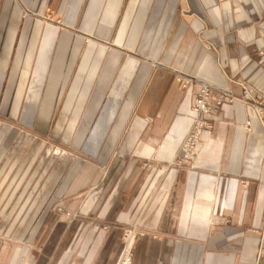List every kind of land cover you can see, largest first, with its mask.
<instances>
[{
	"label": "crops",
	"instance_id": "0c3cea01",
	"mask_svg": "<svg viewBox=\"0 0 264 264\" xmlns=\"http://www.w3.org/2000/svg\"><path fill=\"white\" fill-rule=\"evenodd\" d=\"M42 5L60 9L61 28L22 19L11 0L0 8V113L15 112L45 136L57 113L55 134L78 106L63 142L81 154L44 155L23 184H0L21 191L0 216V264H116L121 229L135 223L156 238L134 241L131 264H253L260 241L264 248V133L253 110L221 107L192 168L169 165L181 155L199 83L236 95L231 82L243 83L264 100V63L255 56L264 46V0ZM177 73L197 84L182 93ZM56 206L77 219H55ZM95 223L109 231H90Z\"/></svg>",
	"mask_w": 264,
	"mask_h": 264
},
{
	"label": "rangeland",
	"instance_id": "374dc122",
	"mask_svg": "<svg viewBox=\"0 0 264 264\" xmlns=\"http://www.w3.org/2000/svg\"><path fill=\"white\" fill-rule=\"evenodd\" d=\"M42 2L43 0H39L38 4L36 5V7H33L32 4L30 5V3H27L26 1L23 0H11L12 3V8H16L17 10L20 11L21 14V18L22 19H26V18H30L32 20H38L44 24H51L54 26H57L59 28L62 27V23H61V19H62V12L60 11V9L56 10L55 9H51L49 7L48 10H44L42 9ZM4 0H2L0 8L2 10V6H3ZM0 10V18H2V13ZM105 19L109 20V18L107 17V13L105 15ZM250 33L253 36L257 35V31L256 29H250ZM85 38V37H84ZM90 41V39L88 40ZM86 41V43L88 42ZM105 47L110 49H113V47L111 46V44L106 45ZM96 50V49H94ZM257 51V50H256ZM94 52V51H93ZM92 52V53H93ZM92 53L90 54L89 58L91 57ZM97 53H95V57H96ZM210 56L214 59L217 58V53L216 52H212L210 54ZM255 56L257 57V52H255ZM182 74V73H180ZM183 75V74H182ZM177 76V75H176ZM185 76V75H184ZM188 77V76H186ZM191 80V84L190 86L187 87V89H189L192 86H195L197 84V81L192 79L191 77H188ZM175 81L178 85V88L180 91H182V93H185L186 90H184L180 83L177 82L176 77H175ZM232 84H236L237 87L240 90L239 95L234 94L231 90H228L231 94H232V100L231 103H226V105H221V106H215L214 110L210 111L209 114H207V117L205 116H199V122L204 123V124H212V130L210 131V137H212L213 135V131H214V126L216 124V120L215 117L219 115L220 111H221V107L223 106H232L234 105L236 102H240L245 108H251V110L254 109L248 105L245 104L244 102L240 101V96H241V92H242V87L246 88V85H244L243 83H233V81L231 82ZM202 85V83H199V88ZM209 86H211L213 89H223L221 87H218L216 85L213 84H209ZM198 88V89H199ZM86 87L83 89V92H85ZM196 90L194 97L192 98V104H191V108H194L195 106V99H196V94L197 91ZM250 93V95L252 96V92L247 89ZM83 92L81 93V97L78 100V105L80 104V100L82 98ZM74 96V95H73ZM212 101L214 103H216V94L213 97ZM257 101L262 102V104L264 105V100L263 99H258ZM212 102V103H213ZM77 108L78 106H76L74 112H65V118L63 120V124H62V128L59 131L58 134H55V130L57 128V117L59 116V114L61 113H57L56 117L53 121L52 127L50 129V132L45 135L42 136L41 134L36 132V128H32V127H26L23 124L20 123L19 118L17 117L16 119L18 120H14V116H15V112H10V114L6 113H0V154L2 153L3 155H7L6 159L4 161L1 162L0 165V184L2 183V185L11 182V180L13 181V183L17 182L19 184H23L24 181V175L25 172L27 171V169L30 166V163L33 161L35 167L32 168L31 170V174L34 173V170L37 166V164L39 162H41V157L46 155L47 157H52L54 155H80L81 152L80 150H76L72 147V145L70 144H66L63 141H67L71 135V131L74 125V121L77 115ZM70 114V115H69ZM255 115V114H254ZM69 116V117H68ZM257 118V116H255ZM148 122H151V120H148ZM248 122V121H246ZM249 123V122H248ZM245 126V124H244ZM15 131V134H13L11 131ZM204 133H202L203 135ZM202 135H201V141H202ZM61 136V137H60ZM183 141V140H182ZM181 141V143H182ZM180 143V145H181ZM202 146H203V141H202ZM191 148H194L195 144L194 142H190ZM202 150V147L199 149L198 155L197 152H194V155H189V157L187 159L183 160V153L181 151V148H179V151L181 152L180 157L177 158V160L173 163L170 162L172 165H169V167H181L184 170H188L191 169L193 166L194 161L198 158L200 152ZM193 152V150L191 151ZM36 155H39L36 157ZM36 157V158H35ZM168 165L164 168L162 166L158 167L160 169V171L162 173H166V171H168ZM29 175V177H30ZM11 193V191H3V188L1 187V191H0V216H7L9 214V211L11 209H8V200H9V194ZM12 194H16V196H19L21 194V191L18 192H13ZM20 210H22V208H20L17 212V214H19ZM35 208H33V210L31 211L32 213L35 212ZM28 211V208H26L25 210H23V212ZM25 214V213H24ZM23 214V215H24ZM52 215L54 216L55 219L57 220H65L67 222L73 223L78 215L68 209H66L63 206H56L53 210ZM28 216H30V213L28 214ZM1 226H3L2 230L6 231L7 230V225L5 224H0V230H1ZM141 229L144 230L142 228H140L137 223L132 224L131 226L128 227H124L121 229V247H122V235L125 229ZM104 231V232H108L109 231V226L104 224V223H95V225L90 227V231L97 233L98 231ZM147 231V230H144ZM150 232V231H147ZM2 243H9L8 239H4L1 241ZM121 250V249H120ZM120 253V252H119ZM264 261V248L262 246V243L260 241L258 250H257V254H256V258L253 264H255L257 261ZM117 262V261H116ZM20 264H28V258H21L20 259Z\"/></svg>",
	"mask_w": 264,
	"mask_h": 264
},
{
	"label": "built area",
	"instance_id": "2783aa9c",
	"mask_svg": "<svg viewBox=\"0 0 264 264\" xmlns=\"http://www.w3.org/2000/svg\"><path fill=\"white\" fill-rule=\"evenodd\" d=\"M256 52L258 60L264 63V46L257 49ZM176 75L177 82L180 83L181 87L187 91V87L190 86L191 80L180 73H177ZM215 94L216 103L212 101ZM232 98V94L228 90L213 89L208 84L202 83L196 94L195 106L194 108H191V111L193 113L191 125L180 145L181 151L184 155L183 160L187 159L189 155H194V152H197V150L199 151V149L202 147V133H205L210 137L212 124H204L199 122V116L207 117V114H209L210 111L214 110L215 106H221L226 105V103H231ZM257 100L258 99L250 95L249 91L246 88L242 87L240 101L250 105L254 109V114L255 116H257V119L260 122L264 133V105L262 104V102H259ZM249 125L250 124L248 122L245 123V126ZM190 142H194V148H191ZM192 150L193 152H191ZM195 155H198V152ZM148 235H150L153 239L156 238V235L141 229H125L122 235V247L116 264H131V254L134 241L138 238H143ZM255 264H264V261L258 260Z\"/></svg>",
	"mask_w": 264,
	"mask_h": 264
},
{
	"label": "bare ground",
	"instance_id": "6f19581e",
	"mask_svg": "<svg viewBox=\"0 0 264 264\" xmlns=\"http://www.w3.org/2000/svg\"><path fill=\"white\" fill-rule=\"evenodd\" d=\"M184 137H185V136H184ZM184 137H183V139H184ZM183 139H182V140H183Z\"/></svg>",
	"mask_w": 264,
	"mask_h": 264
}]
</instances>
